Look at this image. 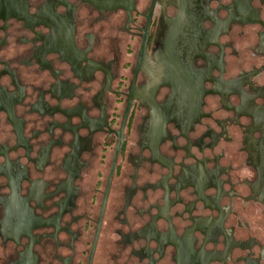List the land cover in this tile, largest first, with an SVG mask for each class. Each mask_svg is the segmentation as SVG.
Wrapping results in <instances>:
<instances>
[{"label": "flooded vegetation", "instance_id": "obj_1", "mask_svg": "<svg viewBox=\"0 0 264 264\" xmlns=\"http://www.w3.org/2000/svg\"><path fill=\"white\" fill-rule=\"evenodd\" d=\"M0 264H264V0H0Z\"/></svg>", "mask_w": 264, "mask_h": 264}]
</instances>
